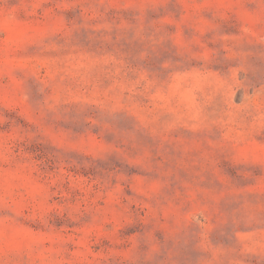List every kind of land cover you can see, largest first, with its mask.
<instances>
[{
  "label": "rangeland",
  "instance_id": "rangeland-1",
  "mask_svg": "<svg viewBox=\"0 0 264 264\" xmlns=\"http://www.w3.org/2000/svg\"><path fill=\"white\" fill-rule=\"evenodd\" d=\"M0 264H264V0H0Z\"/></svg>",
  "mask_w": 264,
  "mask_h": 264
}]
</instances>
